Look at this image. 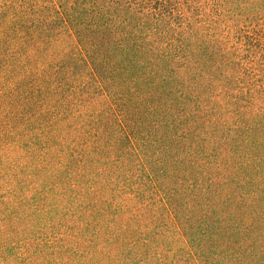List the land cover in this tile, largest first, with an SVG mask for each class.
I'll list each match as a JSON object with an SVG mask.
<instances>
[{"label":"trees","instance_id":"obj_1","mask_svg":"<svg viewBox=\"0 0 264 264\" xmlns=\"http://www.w3.org/2000/svg\"><path fill=\"white\" fill-rule=\"evenodd\" d=\"M0 264H264V0H0Z\"/></svg>","mask_w":264,"mask_h":264}]
</instances>
